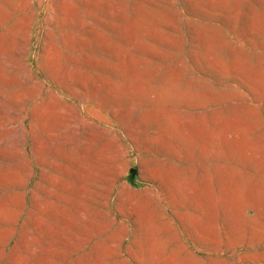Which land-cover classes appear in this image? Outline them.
<instances>
[{"label": "rangeland", "instance_id": "1", "mask_svg": "<svg viewBox=\"0 0 264 264\" xmlns=\"http://www.w3.org/2000/svg\"><path fill=\"white\" fill-rule=\"evenodd\" d=\"M0 264H264V0H0Z\"/></svg>", "mask_w": 264, "mask_h": 264}]
</instances>
